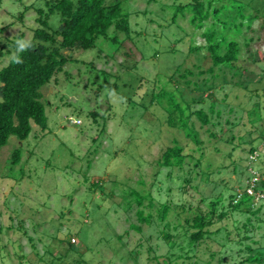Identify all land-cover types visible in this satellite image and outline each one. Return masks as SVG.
Here are the masks:
<instances>
[{"label":"rangeland","instance_id":"374dc122","mask_svg":"<svg viewBox=\"0 0 264 264\" xmlns=\"http://www.w3.org/2000/svg\"><path fill=\"white\" fill-rule=\"evenodd\" d=\"M120 1L129 14L131 39L112 28L109 36L117 35L118 43L101 37L95 48L74 51L77 61L66 67L69 75L59 74L42 89L47 128L34 125L27 140L20 142L12 136L0 150V264H154L143 233L132 229L137 224L136 203L130 196L133 190L151 189L158 201L192 203L206 209V203H200L202 195L215 189L219 181L237 190L245 188L246 180L257 178V187L263 189L264 141L260 136L256 139L258 134H249L256 131L249 112L254 111L252 119L261 117L256 124L260 133L264 130V0H213L219 15L212 8L210 22L202 30L192 26L189 18L188 22L172 21L177 6L193 0ZM45 2L0 0V70L16 54L15 43L26 46L33 39L39 27L35 9ZM27 8L21 22L18 17ZM236 16L245 24L238 65L246 71L234 78L228 73L232 80L227 83L217 80L213 99L223 112L220 118H211L216 126L210 128L218 134L225 129L222 139L210 138L207 127L192 117L191 124L202 141L200 150L179 129L177 118L175 124L169 123L168 101L157 95L164 89L176 91V83H167L178 68L197 64L210 68L206 48L190 49L203 46L202 32L213 27V19L221 20L220 32L222 22ZM250 25L252 31L247 30ZM216 73L223 72L217 68ZM114 84L117 89H111ZM184 93L191 97L189 89ZM208 94H200L206 98V111L212 101ZM201 106L196 103L193 109ZM174 139L189 156L198 159L204 153L202 169H209L212 180L206 181L207 186L197 180L193 182L197 189L188 187L183 172L174 170L169 177L171 169L160 168L162 154ZM251 142L259 156L252 162L248 161ZM233 146L238 149L231 153ZM17 149L23 154L14 166L12 156ZM232 161L242 174L233 172ZM192 164L188 158L185 170ZM184 185L187 192L182 191ZM247 217L237 214L239 226ZM232 223L227 221L230 229ZM252 224L251 236L264 246V220L252 217ZM72 237L76 245H71ZM231 237L236 239L234 231ZM210 247L218 249L214 243ZM230 247L228 261L233 264L230 254H236L239 247L233 242Z\"/></svg>","mask_w":264,"mask_h":264},{"label":"trees","instance_id":"16d2710c","mask_svg":"<svg viewBox=\"0 0 264 264\" xmlns=\"http://www.w3.org/2000/svg\"><path fill=\"white\" fill-rule=\"evenodd\" d=\"M214 4L213 0L208 4L202 0H193L187 4L180 3L172 21L177 23L180 18L186 21L189 18L192 26L199 30L205 29L207 22H210L212 8L213 13L219 15L218 9L214 11ZM27 11L29 9L20 13L18 19L21 22H24ZM35 12L37 14L35 20L39 27L34 30L33 39L26 46L15 43L18 50L22 49L17 50L10 63L0 70V150L8 144L12 136H16L20 142L27 140L34 125L42 130L47 128L48 119L42 89L59 74L65 72L69 75L65 71L66 67L77 61L74 51L95 48L101 37L118 43L117 35L109 36L112 28L116 33H124L127 39H131L129 14L124 7V1L116 0L108 5L106 0H46L45 6L36 8ZM54 17L57 23L52 21ZM220 22L219 18L213 19V27L202 32L203 46H192L190 49L191 52H195L206 48L212 66L207 70L198 64L193 68L183 70L181 67L178 68L171 76V81L167 83L168 85L172 82L176 83V91L169 92L164 89L157 95L158 98H166L168 101L169 123L175 124L174 119L177 118L179 129L185 132L200 150H202V141L194 125L191 124L192 117L196 116L202 125L207 127L210 138L222 139L225 129L218 134L210 128L216 126L211 118L213 116L220 118L223 112L219 102L213 99V92L218 86L217 80L222 79L227 83L232 80L231 78L240 76L246 71V67L238 65L242 51L239 38L244 35V22L239 21L236 16L227 22H222L224 26L219 32ZM262 27L264 29V22ZM247 30L252 31L253 27L250 25ZM248 44L249 42H246V45ZM217 68L223 73H216ZM111 89H117V84ZM184 89L190 90L191 97L184 93ZM206 92L212 98L208 111L203 108L206 98L201 96ZM196 93L201 94V97H196ZM196 103L202 106L194 110L193 106ZM253 112L250 111L249 116L256 131H251L249 134L251 136L258 134L256 139L260 136L264 141V130L258 133L256 125L261 117L252 119ZM92 116L96 121V113L93 112ZM226 123L235 127V124L228 119ZM250 144L248 153L251 157L258 151L252 142ZM237 149L238 147L233 146L231 153ZM22 154L21 149L15 150L12 156L14 166L20 163ZM204 157V153L198 159L193 155L185 154L184 148L174 139L172 145L163 152L159 165L160 168L171 169L169 177L174 170L183 172L187 186L197 189L193 182L201 180L207 186L206 181H212L211 175L207 173L209 169H202ZM250 157L248 161L252 162ZM188 158L193 164L189 166V170H185L184 166ZM235 164L236 162L232 161L233 172L242 174L243 172L239 171ZM251 180L252 178L246 180L245 188L241 186L237 190L229 188L228 183L219 181L215 189L202 195L200 203H206V209L194 206L192 203L186 206V204L175 205L162 199L158 201L151 189L147 192L133 190L130 196L136 203L133 209L137 224H134L132 229L140 234L143 233L142 236L148 243V252L154 254L151 258L154 264H231L228 261V253L233 249L230 247L232 242L239 247L236 254H230V258L235 261L233 264H264V246L261 241H256L251 236L254 229L252 217L257 221H263L261 213L264 205L255 208L254 198L246 193ZM187 186H183V192H187ZM262 187L263 189L260 190L256 184L255 190L264 193V180ZM242 192L244 196L238 200ZM185 214L187 216L183 221L182 216ZM237 214L249 215L241 226H239L240 220L236 218ZM228 220H232L233 229L228 227ZM215 225L219 226L213 229ZM144 226L149 228V232L143 231ZM233 231L236 233V239L231 237ZM73 239L75 242L70 243L76 245L77 239L72 237L71 241ZM211 243L216 244L218 249H211ZM203 246L206 247L201 250Z\"/></svg>","mask_w":264,"mask_h":264},{"label":"built area","instance_id":"2783aa9c","mask_svg":"<svg viewBox=\"0 0 264 264\" xmlns=\"http://www.w3.org/2000/svg\"><path fill=\"white\" fill-rule=\"evenodd\" d=\"M258 157V152H255L253 155H251V161H254L256 158ZM252 174H254V171L251 170ZM257 184V178H252L251 182L249 183V187L246 190V193L253 197V205L256 206L258 204H261L264 202V193H259L255 190ZM244 196V193L242 192L239 197L238 200H241V198ZM72 242H75V240L73 239Z\"/></svg>","mask_w":264,"mask_h":264},{"label":"clouds","instance_id":"9594fccd","mask_svg":"<svg viewBox=\"0 0 264 264\" xmlns=\"http://www.w3.org/2000/svg\"><path fill=\"white\" fill-rule=\"evenodd\" d=\"M264 203V202H263ZM263 203H261V204H263Z\"/></svg>","mask_w":264,"mask_h":264}]
</instances>
